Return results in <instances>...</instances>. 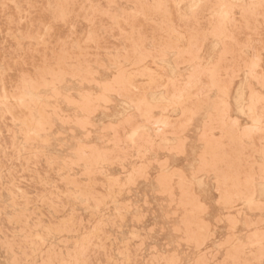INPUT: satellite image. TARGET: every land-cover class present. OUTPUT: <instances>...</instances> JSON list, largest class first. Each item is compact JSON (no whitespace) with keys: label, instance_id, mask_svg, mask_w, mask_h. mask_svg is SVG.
I'll return each instance as SVG.
<instances>
[{"label":"rangeland","instance_id":"rangeland-1","mask_svg":"<svg viewBox=\"0 0 264 264\" xmlns=\"http://www.w3.org/2000/svg\"><path fill=\"white\" fill-rule=\"evenodd\" d=\"M0 264H264V0H0Z\"/></svg>","mask_w":264,"mask_h":264},{"label":"bare ground","instance_id":"bare-ground-1","mask_svg":"<svg viewBox=\"0 0 264 264\" xmlns=\"http://www.w3.org/2000/svg\"><path fill=\"white\" fill-rule=\"evenodd\" d=\"M32 95V94H31ZM31 95H29V96H31ZM28 97V96H27Z\"/></svg>","mask_w":264,"mask_h":264}]
</instances>
